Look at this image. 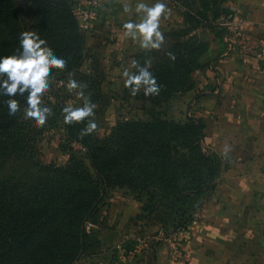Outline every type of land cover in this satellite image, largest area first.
I'll list each match as a JSON object with an SVG mask.
<instances>
[{
  "label": "trees",
  "instance_id": "1",
  "mask_svg": "<svg viewBox=\"0 0 264 264\" xmlns=\"http://www.w3.org/2000/svg\"><path fill=\"white\" fill-rule=\"evenodd\" d=\"M174 1L183 7L186 24L164 31L174 41L133 55L141 64L150 62L162 86L157 96L142 91L136 96L150 103L149 115L120 118L108 133L83 138V123H64L66 137L84 148L88 165L75 155L60 165L40 162L34 157L40 130L23 116L24 97H16L21 110L10 116L8 97L0 95V264H75L94 240L85 223L108 187H127L144 209L155 212L163 229L168 221L186 228L214 191L221 162L203 142V120L191 115L175 120L152 109L193 86L192 73L203 66L209 46L192 30L227 7L225 0ZM72 8L71 0H0V56L18 51L20 32L31 30L67 61L64 70H77L85 58L86 33ZM13 160L21 166L8 165Z\"/></svg>",
  "mask_w": 264,
  "mask_h": 264
},
{
  "label": "crops",
  "instance_id": "2",
  "mask_svg": "<svg viewBox=\"0 0 264 264\" xmlns=\"http://www.w3.org/2000/svg\"><path fill=\"white\" fill-rule=\"evenodd\" d=\"M239 1L246 8V45L227 52L222 40L213 39L209 65L197 68L193 86L182 92L188 115L204 122V144L221 162L214 191L179 231L190 250L187 264H264V0ZM164 3L171 15L161 30L181 21L176 4ZM128 18L117 0H100L91 19L87 48L100 51L111 66L122 50L138 46L124 36ZM102 28L109 37H99ZM156 247V262L163 263L167 243Z\"/></svg>",
  "mask_w": 264,
  "mask_h": 264
},
{
  "label": "rangeland",
  "instance_id": "3",
  "mask_svg": "<svg viewBox=\"0 0 264 264\" xmlns=\"http://www.w3.org/2000/svg\"><path fill=\"white\" fill-rule=\"evenodd\" d=\"M79 0H71V4ZM181 15V21L175 25L162 29L163 33L170 27L180 28L184 26L183 7L172 0ZM226 1V0H225ZM225 1L223 5L225 6ZM227 7V6H226ZM217 19V18H216ZM213 21L199 24L192 31H196L201 38L207 40L208 46L213 39L222 40L220 32L223 29ZM186 25V24H185ZM191 25V23H190ZM108 31V28H105ZM99 37H109L105 34L104 28L97 31ZM87 36V31L85 32ZM163 46L174 41L165 37ZM143 50L139 46H132L122 50L118 56H114V65H109L105 58H100V51L87 48L85 39V58L77 70H59L52 73L54 83L51 90L45 95V106L52 108L53 115L48 118L47 123L36 136L34 157L42 163L64 164L68 158L75 155L89 164L84 154V148L77 142L66 137L64 121L61 116V109L67 104L82 105L78 93L69 92L65 85L69 78L86 84L83 89L84 96L89 98L96 105L94 119L98 122L96 132L103 135L109 132L116 120L128 117H145L149 115L150 103L141 98L132 96L129 90L124 87L123 78L116 74L115 70H131V62L134 53ZM207 50L202 54L203 66L209 65ZM109 59V58H108ZM203 66L199 67L202 68ZM196 70L192 73L193 76ZM195 79H193V82ZM179 91L170 98L156 104L152 111L167 118L175 120H186L188 116L187 103ZM22 161L13 160L8 165L21 166ZM198 211V210H197ZM197 216V214H196ZM93 226L85 228L94 239L87 241L83 252L75 264H164L156 262V245L165 241L168 246L169 239H177L181 242L179 231L185 227H174L172 221L165 223L162 228L160 219L155 212L143 208V200L132 193L127 187L111 186L105 189L98 209L92 219ZM158 226V230H155ZM187 228V227H186ZM189 261V260H188ZM188 263V262H187Z\"/></svg>",
  "mask_w": 264,
  "mask_h": 264
},
{
  "label": "clouds",
  "instance_id": "4",
  "mask_svg": "<svg viewBox=\"0 0 264 264\" xmlns=\"http://www.w3.org/2000/svg\"><path fill=\"white\" fill-rule=\"evenodd\" d=\"M124 13L129 18L123 23L124 36L146 51L159 50L165 42L161 30L162 19L171 15L164 0H117ZM134 17V18H133ZM18 51L0 56V95L8 97L5 101L8 114L15 116L21 107L17 96L24 97L25 107L23 116L34 122L36 127H43L48 118L53 115L52 108L45 106L44 97L51 90L54 83L52 70L63 71L67 66L64 58L57 56L47 41L31 30L20 32L18 36ZM170 59L175 60L172 53ZM151 64L145 61L132 60L131 70L117 68L116 74L123 78L124 87L130 95L157 96L161 85L150 71ZM69 92L78 93L82 105L67 104L62 107L61 115L66 125L83 123L81 138L91 135L98 128L94 119L96 105L84 96L86 84L69 78L66 85Z\"/></svg>",
  "mask_w": 264,
  "mask_h": 264
},
{
  "label": "built area",
  "instance_id": "5",
  "mask_svg": "<svg viewBox=\"0 0 264 264\" xmlns=\"http://www.w3.org/2000/svg\"><path fill=\"white\" fill-rule=\"evenodd\" d=\"M99 4L100 0H79L73 4V14L83 31L86 32L90 29L91 19L96 17ZM245 21L246 8L239 0H231L227 10L217 17L216 23L223 29L221 39L227 52L235 49L237 45L242 47L246 45L247 40L243 33ZM93 224L92 221L86 222L87 227L89 225L93 226ZM189 257L190 250L188 248L175 238L169 239L164 264H187Z\"/></svg>",
  "mask_w": 264,
  "mask_h": 264
},
{
  "label": "water",
  "instance_id": "6",
  "mask_svg": "<svg viewBox=\"0 0 264 264\" xmlns=\"http://www.w3.org/2000/svg\"><path fill=\"white\" fill-rule=\"evenodd\" d=\"M24 1H31L32 3H35L38 0H24ZM41 1H44V0H41Z\"/></svg>",
  "mask_w": 264,
  "mask_h": 264
}]
</instances>
